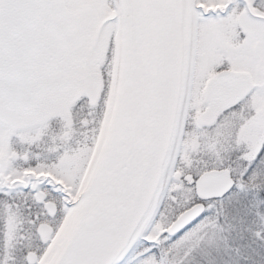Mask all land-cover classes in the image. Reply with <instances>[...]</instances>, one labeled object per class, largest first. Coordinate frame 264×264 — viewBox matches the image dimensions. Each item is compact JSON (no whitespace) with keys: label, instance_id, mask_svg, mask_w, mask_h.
<instances>
[{"label":"snow or ice","instance_id":"snow-or-ice-1","mask_svg":"<svg viewBox=\"0 0 264 264\" xmlns=\"http://www.w3.org/2000/svg\"><path fill=\"white\" fill-rule=\"evenodd\" d=\"M233 222L264 246V0H0V264H214Z\"/></svg>","mask_w":264,"mask_h":264},{"label":"trees","instance_id":"trees-1","mask_svg":"<svg viewBox=\"0 0 264 264\" xmlns=\"http://www.w3.org/2000/svg\"><path fill=\"white\" fill-rule=\"evenodd\" d=\"M233 223V230H225L218 241L219 251H214L211 257L214 264H264V246L257 247L252 234L238 222ZM253 248L258 255L253 253Z\"/></svg>","mask_w":264,"mask_h":264},{"label":"flooded vegetation","instance_id":"flooded-vegetation-1","mask_svg":"<svg viewBox=\"0 0 264 264\" xmlns=\"http://www.w3.org/2000/svg\"><path fill=\"white\" fill-rule=\"evenodd\" d=\"M87 107H88V106H87V105H85V109H86V110H87ZM79 130H80V132H81V133H83V132H86V130H85V129H83V128H80ZM102 135H103V132H102ZM81 138H82V137H81Z\"/></svg>","mask_w":264,"mask_h":264}]
</instances>
